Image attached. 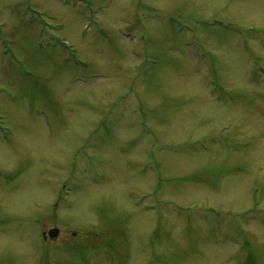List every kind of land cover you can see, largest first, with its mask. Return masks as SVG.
Masks as SVG:
<instances>
[{
    "label": "rangeland",
    "instance_id": "rangeland-1",
    "mask_svg": "<svg viewBox=\"0 0 264 264\" xmlns=\"http://www.w3.org/2000/svg\"><path fill=\"white\" fill-rule=\"evenodd\" d=\"M0 264H264V0H0Z\"/></svg>",
    "mask_w": 264,
    "mask_h": 264
},
{
    "label": "water",
    "instance_id": "water-1",
    "mask_svg": "<svg viewBox=\"0 0 264 264\" xmlns=\"http://www.w3.org/2000/svg\"><path fill=\"white\" fill-rule=\"evenodd\" d=\"M48 234L51 238H56L59 234V229L54 228V229L50 230ZM45 237H46V234H45Z\"/></svg>",
    "mask_w": 264,
    "mask_h": 264
}]
</instances>
